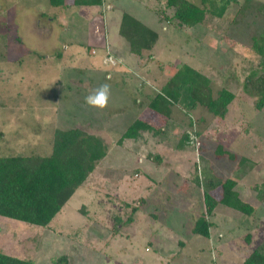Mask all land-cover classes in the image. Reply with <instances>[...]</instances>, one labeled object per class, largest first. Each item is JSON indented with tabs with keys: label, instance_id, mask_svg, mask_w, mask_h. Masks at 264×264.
Here are the masks:
<instances>
[{
	"label": "rangeland",
	"instance_id": "rangeland-1",
	"mask_svg": "<svg viewBox=\"0 0 264 264\" xmlns=\"http://www.w3.org/2000/svg\"><path fill=\"white\" fill-rule=\"evenodd\" d=\"M263 7L264 0H236L222 18L178 28L163 20L173 12L157 0L64 10L48 0H0V156H48L56 129L78 128L107 146L47 227L0 216V252L35 264L61 256L67 264H241L264 245V196L254 190L264 182V108L242 89L257 65L251 45L264 29ZM123 12L158 34L142 57L118 35ZM182 65L206 75L214 96L225 87L235 94L224 118L180 103L167 121L147 108ZM136 119L160 131L119 145ZM185 133L190 142L178 150ZM226 179L253 213L219 205L209 238L193 234L205 182H217L219 199Z\"/></svg>",
	"mask_w": 264,
	"mask_h": 264
},
{
	"label": "trees",
	"instance_id": "trees-1",
	"mask_svg": "<svg viewBox=\"0 0 264 264\" xmlns=\"http://www.w3.org/2000/svg\"><path fill=\"white\" fill-rule=\"evenodd\" d=\"M164 2L165 7L172 10L170 17L163 20L176 22L178 28H192L204 22L206 15L222 18L227 6L236 0H221L218 5L211 0H199V4L191 0H157ZM53 8L61 10L70 7H102L103 0H48ZM264 8V7H263ZM118 35L125 40L129 52L142 57L153 48L158 34L142 22L126 12L121 14ZM251 50L256 56L257 65L245 77L243 92L253 99L257 111L264 108V29L252 39ZM235 94L222 88L214 96L210 79L191 68L182 65L172 68L169 79L149 100L147 108L169 121L171 108L183 104L186 110L198 106L207 110L214 117L224 118L228 106ZM191 124V123H190ZM150 123L134 120L118 139L120 145L126 139L137 140L142 132L157 134ZM189 141L188 133L182 136L177 149H182ZM218 156H226L235 161L236 156L228 151L217 148ZM107 153L104 140L81 129H56L53 132L51 153L48 156H0V216L16 220L36 227H47L63 209L66 203L88 179L96 165ZM149 159L160 163L161 157L148 155ZM196 184L200 186L198 177ZM221 196L216 199L212 192L217 182L206 181L203 190L205 213L194 223L192 233L209 238L212 223L209 218L219 205L251 215L253 208L242 201L235 190L236 183L226 179L219 183ZM259 196H264V182L254 187ZM261 197V196H260ZM135 210V209H132ZM130 221V219L128 220ZM0 264H35L32 260L19 259L0 252ZM52 264H67L64 256L52 261ZM241 264H264V245L261 244L244 259Z\"/></svg>",
	"mask_w": 264,
	"mask_h": 264
},
{
	"label": "crops",
	"instance_id": "crops-1",
	"mask_svg": "<svg viewBox=\"0 0 264 264\" xmlns=\"http://www.w3.org/2000/svg\"><path fill=\"white\" fill-rule=\"evenodd\" d=\"M36 137V136H35ZM35 137L33 139H35ZM210 231V230H209ZM253 251V250H252Z\"/></svg>",
	"mask_w": 264,
	"mask_h": 264
}]
</instances>
